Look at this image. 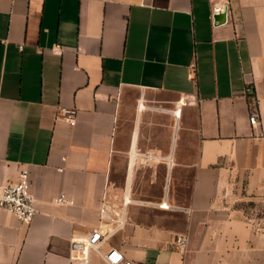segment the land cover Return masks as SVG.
<instances>
[{"label":"crops","instance_id":"obj_1","mask_svg":"<svg viewBox=\"0 0 264 264\" xmlns=\"http://www.w3.org/2000/svg\"><path fill=\"white\" fill-rule=\"evenodd\" d=\"M216 1L225 23L211 0H0V183L28 169L37 208H0V264H73L126 190L108 245L137 264H264V225L233 206L264 195V0Z\"/></svg>","mask_w":264,"mask_h":264},{"label":"built area","instance_id":"obj_2","mask_svg":"<svg viewBox=\"0 0 264 264\" xmlns=\"http://www.w3.org/2000/svg\"><path fill=\"white\" fill-rule=\"evenodd\" d=\"M212 2V17L215 13L224 11L229 7L227 2H219L211 0ZM214 19V18H213ZM54 52L61 55L63 48L60 46L54 47ZM247 92H253L251 86L247 87ZM252 96V95H251ZM254 96V95H253ZM252 96V97H253ZM251 105L250 122L251 124L259 123L260 111L256 97ZM77 109L61 107L59 115L67 119L70 124L75 125L77 119ZM175 114L179 116L181 109H177ZM133 199L129 191L126 190L122 202L117 205L108 199L105 194L101 205V217L105 224L101 227L93 228L86 237L73 238L70 243L71 258L73 264H90L92 251H97L108 264H137L135 261L129 259L125 253L117 246L109 244L108 242L116 234L121 227H123L127 207ZM59 203H73L65 193H62L57 198ZM162 209L175 208L166 199L160 201L147 202ZM0 208L5 209L20 219L23 223H30L36 212L35 196L31 190V179L28 169H23L20 173V178L16 182L0 183ZM176 244L182 250H186L189 244L187 236H177ZM104 246H107L104 251Z\"/></svg>","mask_w":264,"mask_h":264},{"label":"rangeland","instance_id":"obj_3","mask_svg":"<svg viewBox=\"0 0 264 264\" xmlns=\"http://www.w3.org/2000/svg\"><path fill=\"white\" fill-rule=\"evenodd\" d=\"M237 199L233 202V206H236L244 211V213L251 217L256 223L264 225V195H257L242 192L237 194ZM112 241H117L113 236ZM97 254H93L94 262H97Z\"/></svg>","mask_w":264,"mask_h":264},{"label":"water","instance_id":"obj_4","mask_svg":"<svg viewBox=\"0 0 264 264\" xmlns=\"http://www.w3.org/2000/svg\"><path fill=\"white\" fill-rule=\"evenodd\" d=\"M227 17H228V7L224 10V11H221V12H218V13H215L213 15V18H214V22L216 24H222V23H225L227 21Z\"/></svg>","mask_w":264,"mask_h":264}]
</instances>
